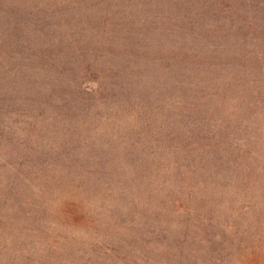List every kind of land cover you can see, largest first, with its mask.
Instances as JSON below:
<instances>
[{
  "label": "rangeland",
  "instance_id": "374dc122",
  "mask_svg": "<svg viewBox=\"0 0 264 264\" xmlns=\"http://www.w3.org/2000/svg\"><path fill=\"white\" fill-rule=\"evenodd\" d=\"M101 2L0 0V264H264V0Z\"/></svg>",
  "mask_w": 264,
  "mask_h": 264
},
{
  "label": "trees",
  "instance_id": "16d2710c",
  "mask_svg": "<svg viewBox=\"0 0 264 264\" xmlns=\"http://www.w3.org/2000/svg\"><path fill=\"white\" fill-rule=\"evenodd\" d=\"M114 1H120L121 4H116L114 7L116 8V13H121L122 15H129L130 13H136L141 11L140 0H103L99 5L96 6V9L99 11L98 16H101L102 8L100 5L108 6L110 3ZM107 10V8H106Z\"/></svg>",
  "mask_w": 264,
  "mask_h": 264
}]
</instances>
